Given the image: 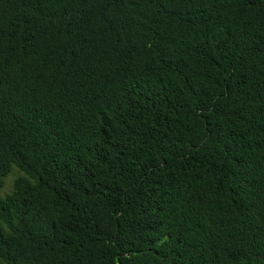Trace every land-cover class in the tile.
Here are the masks:
<instances>
[{
	"label": "trees",
	"instance_id": "16d2710c",
	"mask_svg": "<svg viewBox=\"0 0 264 264\" xmlns=\"http://www.w3.org/2000/svg\"><path fill=\"white\" fill-rule=\"evenodd\" d=\"M0 264H264V0H0Z\"/></svg>",
	"mask_w": 264,
	"mask_h": 264
},
{
	"label": "rangeland",
	"instance_id": "374dc122",
	"mask_svg": "<svg viewBox=\"0 0 264 264\" xmlns=\"http://www.w3.org/2000/svg\"><path fill=\"white\" fill-rule=\"evenodd\" d=\"M18 175H20V172L17 169H15V166H13L11 172L4 179V185H3V187H2V189L0 191V196H3L7 192L10 191V189L12 188L13 180Z\"/></svg>",
	"mask_w": 264,
	"mask_h": 264
}]
</instances>
